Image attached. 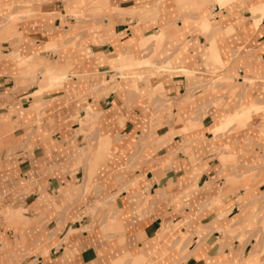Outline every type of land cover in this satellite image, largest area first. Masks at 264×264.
Instances as JSON below:
<instances>
[{"label": "crops", "instance_id": "0c3cea01", "mask_svg": "<svg viewBox=\"0 0 264 264\" xmlns=\"http://www.w3.org/2000/svg\"><path fill=\"white\" fill-rule=\"evenodd\" d=\"M11 2L0 0V13ZM262 2L250 0L239 30L228 0L214 5L211 39L197 38L212 72L202 69V82L177 72L183 87L159 96L128 88L117 70L183 29L193 14L176 19L174 0H97L86 10L55 0L23 22L0 14V232L26 237L17 264H104L105 254L115 264H264V32L252 31ZM20 48L32 67L18 73ZM41 65L48 91L26 84ZM194 96L204 102L190 109ZM82 191L105 198L103 232L95 208L76 203ZM141 194L155 212L133 229L125 217ZM165 201L180 210L166 215ZM170 236L186 238L179 250Z\"/></svg>", "mask_w": 264, "mask_h": 264}, {"label": "clouds", "instance_id": "9594fccd", "mask_svg": "<svg viewBox=\"0 0 264 264\" xmlns=\"http://www.w3.org/2000/svg\"><path fill=\"white\" fill-rule=\"evenodd\" d=\"M55 0H12L10 4H6L7 12L0 14L10 15V19L16 21L19 20L23 22L25 19L30 18V16L35 15L31 12L33 7H38L43 3H54ZM66 2H71V0H66ZM176 5H179V10L176 14V19H181L179 15L180 12L192 13L190 19L184 20V27L174 37L166 39L164 42H161L159 46L153 41H149L152 45L147 51L140 50L138 53L139 58L146 62H141L138 64H133L131 67L125 68L122 71L119 69L118 74L126 78V81L122 80V84L126 83L128 88H132L133 85H136L137 88L133 89L135 91H141L147 89L146 95L150 96H159L162 91L166 92V89L183 87V82L176 83L172 80V77L177 73H183L185 70L194 74V79L196 81H204L206 73L202 69H207V72L210 73L213 70V66L207 64L206 62H201L200 58L203 56V51L200 49V46L197 43V38L200 35H206L211 39V34L208 32V27L206 21H211L214 15L213 6L220 3V0H174ZM229 5L234 9L232 15L237 17L235 20V27L237 30L241 26L247 24V21L244 19L242 13L248 10V5L250 0H228ZM97 0H74L75 7L77 9L86 10L89 7L95 5ZM140 5H146L148 0H138ZM260 7L264 9V2L260 4ZM82 16L83 12L80 13ZM63 19V18H62ZM156 24L155 20H152L148 27H154ZM174 27V23H173ZM259 29L261 32H264V12L255 18V23L252 25V31L256 34V30ZM246 30V29H245ZM228 35H231V31L227 32ZM220 35H223L221 33ZM219 42V36L217 37ZM173 49H178L180 51V57H173ZM264 51V47L260 49ZM129 51H125L124 55H130ZM4 57L0 56V60ZM32 57L29 56L28 52L24 48H20L16 53V58L12 59V64L15 65L17 72H24L32 67L30 63ZM239 67V65L237 66ZM4 73L0 72V76ZM234 78L236 75L235 71L231 73ZM33 76L36 79H30L26 84H36L44 91L49 90L48 85V76L45 72L44 66H39V71H33ZM43 76L44 79L40 80L39 77ZM155 78L156 81V90L152 91V79ZM63 79V78H62ZM70 82V81H69ZM227 82V81H226ZM261 83L264 84V78H261ZM17 89L23 90L25 84L17 83ZM262 95L261 99H264V88L261 89ZM203 95V94H202ZM3 96H8V93L5 92ZM193 102L188 107L194 109L197 103L203 104L204 100L199 96H194L192 98ZM211 106V101L209 100ZM5 103H0V108L5 107ZM16 107H19L18 102ZM171 105H167L162 113H157L159 116H164L170 111ZM18 114L14 112L9 113V118L11 115ZM191 114V113H190ZM40 119V117H37ZM87 147V146H85ZM85 157L88 156V153H84ZM142 195V199L138 203V210L133 212L130 216L125 217L126 225L131 228H135L136 224L141 221L144 215L148 212H155V207L150 206L149 200L152 198ZM77 204L80 205V209H87L89 207L95 208V216L98 221V228L103 232L105 224L108 222L110 216L107 208L105 207V198L104 197H95L92 191H82ZM165 204L168 207H172V213H166V215H172L175 212H178L179 207H173V205L167 201ZM159 207V205H156ZM3 213H0L2 215ZM77 214H80L78 211ZM3 227V225H0ZM186 238L176 239V236H170L166 245H172L176 249H180V246L184 244ZM21 241L20 233L17 232L16 236L12 239L5 237L3 232H0V264H17V257L26 255V237L23 243ZM175 241V243H173ZM134 243V236H130L127 247H132ZM124 244L123 240H118L117 245L113 248V252L118 254L122 248L121 245ZM115 264L110 256L105 254L104 264Z\"/></svg>", "mask_w": 264, "mask_h": 264}]
</instances>
